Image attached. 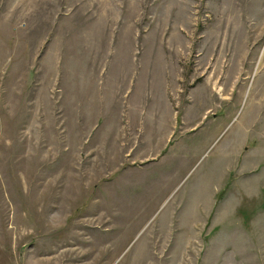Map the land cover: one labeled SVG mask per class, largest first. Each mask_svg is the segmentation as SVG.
<instances>
[{"label":"rangeland","instance_id":"obj_1","mask_svg":"<svg viewBox=\"0 0 264 264\" xmlns=\"http://www.w3.org/2000/svg\"><path fill=\"white\" fill-rule=\"evenodd\" d=\"M0 264H264V0H0Z\"/></svg>","mask_w":264,"mask_h":264}]
</instances>
